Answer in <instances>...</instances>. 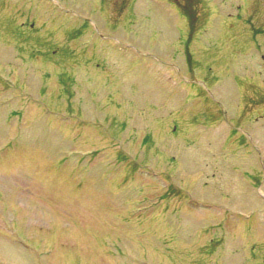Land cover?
<instances>
[{
  "label": "rangeland",
  "instance_id": "374dc122",
  "mask_svg": "<svg viewBox=\"0 0 264 264\" xmlns=\"http://www.w3.org/2000/svg\"><path fill=\"white\" fill-rule=\"evenodd\" d=\"M135 257L264 264V0H0V264Z\"/></svg>",
  "mask_w": 264,
  "mask_h": 264
},
{
  "label": "trees",
  "instance_id": "16d2710c",
  "mask_svg": "<svg viewBox=\"0 0 264 264\" xmlns=\"http://www.w3.org/2000/svg\"><path fill=\"white\" fill-rule=\"evenodd\" d=\"M187 9V7H185V10ZM186 14L189 16L190 15V13H189V11L188 10H186Z\"/></svg>",
  "mask_w": 264,
  "mask_h": 264
}]
</instances>
